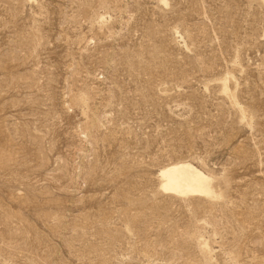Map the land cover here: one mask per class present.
Listing matches in <instances>:
<instances>
[{
  "label": "rangeland",
  "instance_id": "obj_1",
  "mask_svg": "<svg viewBox=\"0 0 264 264\" xmlns=\"http://www.w3.org/2000/svg\"><path fill=\"white\" fill-rule=\"evenodd\" d=\"M0 264H264V0H0Z\"/></svg>",
  "mask_w": 264,
  "mask_h": 264
},
{
  "label": "bare ground",
  "instance_id": "obj_2",
  "mask_svg": "<svg viewBox=\"0 0 264 264\" xmlns=\"http://www.w3.org/2000/svg\"><path fill=\"white\" fill-rule=\"evenodd\" d=\"M227 81L228 79L223 81L224 91L229 94L230 89ZM241 111L243 116L246 117L245 109L241 108ZM159 173L161 175L159 176L162 177V185L166 191L168 190V192L171 191L184 196L195 193L207 196L211 195L209 179L192 164L174 163L162 168Z\"/></svg>",
  "mask_w": 264,
  "mask_h": 264
}]
</instances>
